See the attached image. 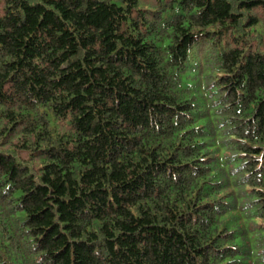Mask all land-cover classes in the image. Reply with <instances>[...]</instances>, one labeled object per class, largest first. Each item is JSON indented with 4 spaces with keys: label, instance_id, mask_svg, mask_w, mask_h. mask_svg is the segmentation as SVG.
Masks as SVG:
<instances>
[{
    "label": "trees",
    "instance_id": "trees-1",
    "mask_svg": "<svg viewBox=\"0 0 264 264\" xmlns=\"http://www.w3.org/2000/svg\"><path fill=\"white\" fill-rule=\"evenodd\" d=\"M1 2L0 264H264V0Z\"/></svg>",
    "mask_w": 264,
    "mask_h": 264
},
{
    "label": "rangeland",
    "instance_id": "rangeland-1",
    "mask_svg": "<svg viewBox=\"0 0 264 264\" xmlns=\"http://www.w3.org/2000/svg\"><path fill=\"white\" fill-rule=\"evenodd\" d=\"M140 4L142 7H148V8H156L161 5V0H140ZM0 12H3V4L0 0ZM253 15L260 14V7L255 8L251 11ZM262 25V20L258 23V26ZM264 37V36H263ZM258 49V44L257 42H254L253 50ZM264 50V43L262 44V48ZM53 125H56V121L54 118L51 119Z\"/></svg>",
    "mask_w": 264,
    "mask_h": 264
}]
</instances>
